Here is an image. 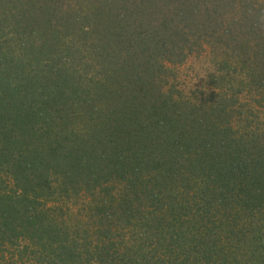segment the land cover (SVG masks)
I'll list each match as a JSON object with an SVG mask.
<instances>
[{
  "label": "trees",
  "instance_id": "trees-1",
  "mask_svg": "<svg viewBox=\"0 0 264 264\" xmlns=\"http://www.w3.org/2000/svg\"><path fill=\"white\" fill-rule=\"evenodd\" d=\"M0 264H264V0H0Z\"/></svg>",
  "mask_w": 264,
  "mask_h": 264
},
{
  "label": "rangeland",
  "instance_id": "rangeland-1",
  "mask_svg": "<svg viewBox=\"0 0 264 264\" xmlns=\"http://www.w3.org/2000/svg\"><path fill=\"white\" fill-rule=\"evenodd\" d=\"M212 57L206 51L203 54H195L179 66L173 67L171 83H178V88L183 92L191 93L201 91L205 86L207 75L213 69Z\"/></svg>",
  "mask_w": 264,
  "mask_h": 264
}]
</instances>
